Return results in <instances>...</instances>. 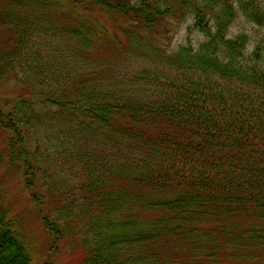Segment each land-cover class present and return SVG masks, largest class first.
Here are the masks:
<instances>
[{"label": "trees", "instance_id": "16d2710c", "mask_svg": "<svg viewBox=\"0 0 264 264\" xmlns=\"http://www.w3.org/2000/svg\"><path fill=\"white\" fill-rule=\"evenodd\" d=\"M240 15L263 24V0H0V264H38L31 211L42 264L68 244L79 264H264V63L228 37ZM188 17L206 40L171 51Z\"/></svg>", "mask_w": 264, "mask_h": 264}, {"label": "rangeland", "instance_id": "374dc122", "mask_svg": "<svg viewBox=\"0 0 264 264\" xmlns=\"http://www.w3.org/2000/svg\"><path fill=\"white\" fill-rule=\"evenodd\" d=\"M239 0H235V4H237ZM263 8H264V0H263ZM194 20L192 17H188L186 20L182 22L179 26H173L177 29L171 37H168V48L172 50H177L182 45H188L189 43L192 45L194 50L198 49L200 44L206 40V35L198 28L194 26ZM191 28V29H190ZM174 29V28H172ZM246 33L249 37V43L247 45L246 54L248 57H252L255 51L256 46H260V61L264 63V23L257 24L244 16L240 15L238 19L234 22L232 27L230 28V32L228 34L229 38L237 37L239 34ZM130 59H124V62L121 64V68L127 69L129 67V71L135 72L138 70L142 64V61L134 56L129 57ZM253 58V57H252ZM75 171V170H74ZM73 174V173H72ZM71 172H62L60 175H56L55 181L59 184H66L68 186L73 187L77 184V180L73 178ZM77 176L81 175V169L78 167L76 169ZM54 184V183H52ZM79 186V185H78ZM76 186V187H78ZM47 189V188H46ZM56 189V188H55ZM52 191H48L46 196H51ZM75 198L80 199V196L75 193ZM32 211L30 213V217H27L26 228L27 235L30 245L33 250L34 259L38 264H42L46 259L44 256L46 254V247L42 244L44 239V231L41 222H35L33 220ZM67 246V247H66ZM64 246V251L61 254H58L55 259V264H79L78 260L75 259V254L71 255V251L73 250L70 244Z\"/></svg>", "mask_w": 264, "mask_h": 264}]
</instances>
